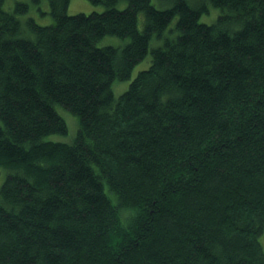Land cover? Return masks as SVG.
<instances>
[{
  "label": "trees",
  "instance_id": "1",
  "mask_svg": "<svg viewBox=\"0 0 264 264\" xmlns=\"http://www.w3.org/2000/svg\"><path fill=\"white\" fill-rule=\"evenodd\" d=\"M47 1L0 0V264H264V0Z\"/></svg>",
  "mask_w": 264,
  "mask_h": 264
},
{
  "label": "rangeland",
  "instance_id": "2",
  "mask_svg": "<svg viewBox=\"0 0 264 264\" xmlns=\"http://www.w3.org/2000/svg\"><path fill=\"white\" fill-rule=\"evenodd\" d=\"M16 2H25L28 4L29 8L25 14H21L19 17L23 21L26 17H33L36 22L39 24H49L53 21V17L50 13V5L47 0H39V2H32L31 0H5V8H12ZM154 4L159 6L157 0H153ZM208 12L202 13L200 16V21L203 22H212L216 19L219 10L216 7H213L208 3ZM104 6L102 4H93L89 0H69L67 6L68 14H75L79 12L90 13L94 10L102 11ZM107 40L112 39L113 41H120L117 37L109 36L106 38ZM149 65V56L146 60L138 63L132 70L131 77L128 80L117 81L113 85V93L114 95H119L122 91H124L129 82L136 76L139 70L147 68ZM57 109L61 116L65 119L67 123V133L66 134H52L47 136V139L61 142H71L78 130V119L69 111L63 109L60 106H57ZM10 170L6 167H0V185L4 181L7 173ZM264 245V238H263Z\"/></svg>",
  "mask_w": 264,
  "mask_h": 264
}]
</instances>
